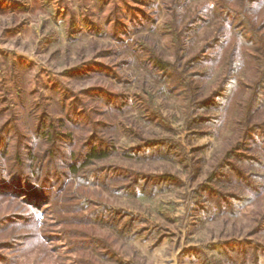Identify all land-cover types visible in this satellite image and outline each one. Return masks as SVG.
<instances>
[{
	"label": "rangeland",
	"instance_id": "1",
	"mask_svg": "<svg viewBox=\"0 0 264 264\" xmlns=\"http://www.w3.org/2000/svg\"><path fill=\"white\" fill-rule=\"evenodd\" d=\"M263 80L264 0H0V124L62 119L79 165L113 144L56 208L0 197L34 221L2 222L0 264H264Z\"/></svg>",
	"mask_w": 264,
	"mask_h": 264
},
{
	"label": "trees",
	"instance_id": "2",
	"mask_svg": "<svg viewBox=\"0 0 264 264\" xmlns=\"http://www.w3.org/2000/svg\"><path fill=\"white\" fill-rule=\"evenodd\" d=\"M227 12L233 14L231 10ZM154 64L159 65L161 68L163 66V63L160 62L159 59H154ZM233 84L234 83L230 81L227 85L231 87ZM15 102L14 108L7 111L9 113L5 122L0 124V197H12L19 201L22 199L26 203L35 205L44 204L47 207L56 208L57 192L54 190V187L61 182L62 176H64L61 174L75 175L77 171L83 169L89 160L93 158H106V156L111 154L113 144L110 143L109 146H105V140L99 139L96 136H94L95 138L92 136L89 137L92 144L91 146L85 144L87 147L82 148L80 152L82 162L80 165L76 164L75 160L77 159V154H75V151L71 149L65 151L64 149L66 148H63L64 145H62L63 142L67 144L71 143L69 135L64 131L61 132L59 129V127H63V120L58 119L54 123V121H51L54 119H51L46 113L42 111L38 113V110L33 111L32 109L29 110V114L34 112L33 115L38 117L39 122L33 127H26L22 122L23 119H21L23 113L26 111L23 112L22 103L19 101ZM207 102L205 100L204 106H206ZM71 110L72 108L68 109L67 113ZM57 125L59 127L55 128ZM67 138L69 141L66 140ZM35 141L38 142V144ZM158 145V143L153 146L150 144V152H155ZM41 146L44 147L43 150L37 151L38 147ZM70 147L71 145L69 148ZM9 148H13L12 152H10ZM11 153L13 154L9 157ZM56 153L62 157L63 161L60 165L64 170L54 162H52L53 165H51L50 162L48 163V161L45 162L43 160L45 156L55 157ZM123 155L126 157H136L135 152L131 149L124 151ZM138 155L139 154H137V156ZM3 159L5 161H3ZM1 162L3 164H1ZM87 174H89V179H94V177H96L94 172H89ZM137 177L140 179L139 176ZM163 177L164 176H162V178ZM167 178L168 177L164 179ZM17 205L19 207H24V211L2 216L0 218V226L4 221L10 222L20 220V222L31 224L34 222L30 208L27 205L22 206L21 203L18 202ZM3 243L5 244L8 242Z\"/></svg>",
	"mask_w": 264,
	"mask_h": 264
}]
</instances>
